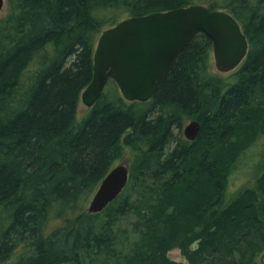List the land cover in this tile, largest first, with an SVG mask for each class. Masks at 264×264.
<instances>
[{"label":"trees","instance_id":"trees-1","mask_svg":"<svg viewBox=\"0 0 264 264\" xmlns=\"http://www.w3.org/2000/svg\"><path fill=\"white\" fill-rule=\"evenodd\" d=\"M252 1L208 4L232 12L248 38L234 80L210 70L212 42L198 33L142 107L110 78L77 122L100 33L194 0H10L0 17V264H264V175L260 191L221 195L239 146L264 130V0ZM126 147L127 186L88 212Z\"/></svg>","mask_w":264,"mask_h":264},{"label":"water","instance_id":"water-1","mask_svg":"<svg viewBox=\"0 0 264 264\" xmlns=\"http://www.w3.org/2000/svg\"><path fill=\"white\" fill-rule=\"evenodd\" d=\"M0 0V10L4 7ZM203 33L212 42L215 65L220 72L236 69L250 44L235 15L193 3L165 11L128 16L105 28L93 54V78L83 89L80 102L89 108L102 95L112 78L128 101L152 98L174 68L180 52ZM201 123L190 120L183 127L189 140L197 138ZM128 162L116 164L102 179L87 206L88 212L103 211L125 188Z\"/></svg>","mask_w":264,"mask_h":264},{"label":"rangeland","instance_id":"rangeland-1","mask_svg":"<svg viewBox=\"0 0 264 264\" xmlns=\"http://www.w3.org/2000/svg\"><path fill=\"white\" fill-rule=\"evenodd\" d=\"M4 7L0 10V17L5 16L10 10V0H4ZM210 0H194V3L197 4H209ZM258 0H253L252 2H257ZM210 70L222 77H225L229 80H234L235 78L231 75L234 70L229 72H220L216 68L214 57L210 63ZM138 106L142 107L143 102L136 100L135 102ZM89 107L80 102L79 104V113L77 117V122H80L83 116L88 111ZM130 130V129H129ZM128 133V132H127ZM125 133L124 135H126ZM246 138L245 141L239 146V154L233 166L224 179V188L221 191V195H224V198L228 202H232L234 199L238 198L244 192L250 191L253 192V189L260 191V179L264 175V130L256 132L254 138ZM132 152L128 147H126L125 157L123 162H129L131 160ZM126 193H129V190H126ZM254 193V192H253ZM134 194L137 192L134 191ZM224 200V199H222ZM220 201V200H219ZM89 201L87 203V206ZM87 208V207H86ZM133 216L129 217L127 220H121L123 226L128 225L130 227ZM198 245L197 241L193 244V248ZM168 255L178 261H184L181 250L179 248H174ZM186 261V260H185ZM83 264H90L89 259H84ZM94 264H98L95 262ZM112 264V263H111Z\"/></svg>","mask_w":264,"mask_h":264}]
</instances>
